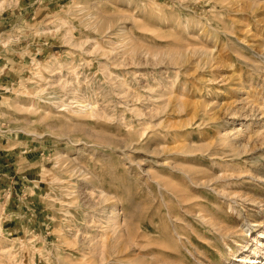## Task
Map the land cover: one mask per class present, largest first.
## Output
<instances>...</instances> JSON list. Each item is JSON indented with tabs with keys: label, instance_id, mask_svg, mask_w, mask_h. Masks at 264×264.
<instances>
[{
	"label": "rangeland",
	"instance_id": "1",
	"mask_svg": "<svg viewBox=\"0 0 264 264\" xmlns=\"http://www.w3.org/2000/svg\"><path fill=\"white\" fill-rule=\"evenodd\" d=\"M257 258L264 0H0V264Z\"/></svg>",
	"mask_w": 264,
	"mask_h": 264
},
{
	"label": "bare ground",
	"instance_id": "2",
	"mask_svg": "<svg viewBox=\"0 0 264 264\" xmlns=\"http://www.w3.org/2000/svg\"><path fill=\"white\" fill-rule=\"evenodd\" d=\"M205 219H206V218H205ZM213 224H214V223H213ZM216 228H217V227H216ZM261 235L263 236V234H261ZM97 247H98V246H97ZM99 247L101 248L100 245H99ZM102 247H105L104 244L102 245ZM90 254H91V253H90ZM101 257H102L103 260H105V253H104V252L101 253ZM253 263H254V264H262V263H260L259 258L254 259V260H253ZM90 264H93L92 260H90Z\"/></svg>",
	"mask_w": 264,
	"mask_h": 264
},
{
	"label": "crops",
	"instance_id": "3",
	"mask_svg": "<svg viewBox=\"0 0 264 264\" xmlns=\"http://www.w3.org/2000/svg\"><path fill=\"white\" fill-rule=\"evenodd\" d=\"M5 175H6V176H5L6 179H4V180H5V181H6V180L11 181V178L9 177V175H8V174H5ZM7 183H8V182H7Z\"/></svg>",
	"mask_w": 264,
	"mask_h": 264
}]
</instances>
